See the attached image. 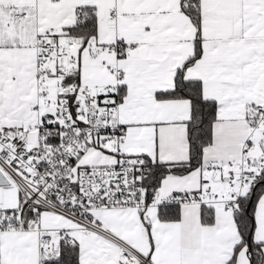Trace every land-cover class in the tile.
<instances>
[{
	"label": "snow or ice",
	"instance_id": "1",
	"mask_svg": "<svg viewBox=\"0 0 264 264\" xmlns=\"http://www.w3.org/2000/svg\"><path fill=\"white\" fill-rule=\"evenodd\" d=\"M0 264H264V0H0Z\"/></svg>",
	"mask_w": 264,
	"mask_h": 264
}]
</instances>
